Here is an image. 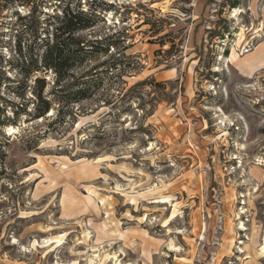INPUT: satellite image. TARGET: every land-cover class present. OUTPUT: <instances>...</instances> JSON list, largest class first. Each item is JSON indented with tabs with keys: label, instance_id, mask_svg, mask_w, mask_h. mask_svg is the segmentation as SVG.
I'll list each match as a JSON object with an SVG mask.
<instances>
[{
	"label": "rangeland",
	"instance_id": "obj_1",
	"mask_svg": "<svg viewBox=\"0 0 264 264\" xmlns=\"http://www.w3.org/2000/svg\"><path fill=\"white\" fill-rule=\"evenodd\" d=\"M66 8L115 41L104 84L13 121ZM0 264H264V0H0Z\"/></svg>",
	"mask_w": 264,
	"mask_h": 264
},
{
	"label": "trees",
	"instance_id": "obj_2",
	"mask_svg": "<svg viewBox=\"0 0 264 264\" xmlns=\"http://www.w3.org/2000/svg\"><path fill=\"white\" fill-rule=\"evenodd\" d=\"M236 6L233 4L231 8ZM95 18L92 12L63 9L59 15L47 19L38 54L26 57L20 51L19 80L15 82L13 93L21 103L13 105V121L21 116H25L26 123L46 120L54 111L57 123L61 124L74 106L92 99L102 88L103 76L109 72L108 69L91 68L78 73L99 55L107 54L110 47H116L110 37L98 41L81 36L82 32L94 26ZM48 76L51 80H47ZM129 91L130 96L135 94L133 87ZM121 104L126 105L127 102L122 100ZM104 137L107 134L101 132L92 136L94 139ZM31 143L33 139L27 142L28 146Z\"/></svg>",
	"mask_w": 264,
	"mask_h": 264
},
{
	"label": "bare ground",
	"instance_id": "obj_3",
	"mask_svg": "<svg viewBox=\"0 0 264 264\" xmlns=\"http://www.w3.org/2000/svg\"><path fill=\"white\" fill-rule=\"evenodd\" d=\"M234 11H239V10H237V9H234ZM232 14H233V12H232ZM234 15V14H233Z\"/></svg>",
	"mask_w": 264,
	"mask_h": 264
}]
</instances>
